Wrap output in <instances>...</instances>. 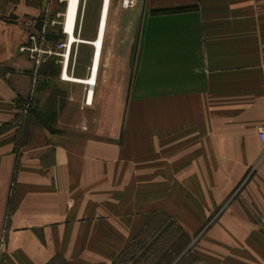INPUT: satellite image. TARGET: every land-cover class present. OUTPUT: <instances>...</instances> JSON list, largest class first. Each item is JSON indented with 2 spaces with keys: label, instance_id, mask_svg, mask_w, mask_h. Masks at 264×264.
Segmentation results:
<instances>
[{
  "label": "crops",
  "instance_id": "1",
  "mask_svg": "<svg viewBox=\"0 0 264 264\" xmlns=\"http://www.w3.org/2000/svg\"><path fill=\"white\" fill-rule=\"evenodd\" d=\"M43 2L0 17L2 264H118L156 215L172 245L204 228L195 264H264V0H142L130 77L112 51L86 105L124 100L123 124L34 122L15 153L37 84L22 20Z\"/></svg>",
  "mask_w": 264,
  "mask_h": 264
},
{
  "label": "rangeland",
  "instance_id": "2",
  "mask_svg": "<svg viewBox=\"0 0 264 264\" xmlns=\"http://www.w3.org/2000/svg\"><path fill=\"white\" fill-rule=\"evenodd\" d=\"M131 1H133L132 6L124 7V0H111L98 78H101L103 73L107 71L113 52L116 60L130 67L129 69L126 68V79L131 75L144 11L142 0ZM18 2L19 0H6V4L0 5L2 8L0 9V17L13 21L15 18L10 13ZM43 3V0H26L28 6H33L41 12ZM101 4L102 0H80L77 19L78 27H80L79 38L86 41L95 39ZM64 12V4L61 5L56 2L52 8V14H41L38 18L22 20V23L29 34L37 37L40 35V31L45 28L46 33L42 43L53 50L64 40L60 26ZM28 22H33L34 26L32 28L27 27L26 23ZM92 57L93 48L90 45L75 44L73 47L72 76L84 78L86 71L88 72V68L91 67ZM58 60L57 57H50L47 63L37 71L36 88L33 93L32 89L30 90L29 96L24 100L23 115L16 119V123L21 128L18 136L19 145L25 140L24 131H28L34 122H39L48 129L54 130L57 123L62 119L66 124H81L88 128L89 133L95 134L97 132L104 137L110 135L111 125L116 120H119V124H123L124 100L120 101V108L114 101H101L100 99L87 108L85 104L86 87L81 84L63 82L60 79L61 69ZM116 111H119V114H116ZM97 128L98 131H95ZM203 231L204 228L192 238L184 236L178 245H172L171 241L174 240L175 235L179 234V230L171 224L167 217L156 215L152 226L142 233L137 242L119 259L118 264H173L176 260L177 264H195L191 251L198 244ZM149 238L153 240L151 241ZM5 247V240L2 239L0 241V264L3 262ZM180 255L182 257L178 258Z\"/></svg>",
  "mask_w": 264,
  "mask_h": 264
},
{
  "label": "built area",
  "instance_id": "3",
  "mask_svg": "<svg viewBox=\"0 0 264 264\" xmlns=\"http://www.w3.org/2000/svg\"><path fill=\"white\" fill-rule=\"evenodd\" d=\"M47 1L49 2L51 0H47ZM58 1L61 5L64 4L65 6V12L64 14H62L63 21L60 23L61 33L64 36V40L60 42L53 50H51L48 45L44 46V43H42L44 41V36L46 33L45 28H43L40 31V35L38 37L33 34H30L29 44L21 47L20 52L27 54L29 60L34 64L36 72L47 63L50 57L54 56V57L59 58L58 63L60 64V69H61L60 79L63 82H67L65 81V76L66 75L72 76L71 71L73 70V66H72L73 47L75 44H78V43H73L70 41V37H71L70 35L74 34L75 36L79 38L80 27H78L77 19H78L79 9H80V0H77L79 4L78 13H77V17L73 21L70 33L66 31V25H65V21H66L65 13L67 12V3L69 0H58ZM123 3H124V7H129L133 5V1L131 0H124ZM26 26L32 28L34 26V23L28 22L26 23ZM99 63L98 65H96L95 68L94 66L90 67L91 77L93 76V74L95 75V78L97 77ZM262 81H263V86H264V68H262ZM92 87L94 88L95 86H92ZM89 98H90V91L87 90V98H86V103H85L86 105H91L92 103V100L89 101ZM258 136H259V140L261 144L264 147V123L259 128Z\"/></svg>",
  "mask_w": 264,
  "mask_h": 264
},
{
  "label": "bare ground",
  "instance_id": "4",
  "mask_svg": "<svg viewBox=\"0 0 264 264\" xmlns=\"http://www.w3.org/2000/svg\"><path fill=\"white\" fill-rule=\"evenodd\" d=\"M110 3H111V0H102L100 12H99L96 37L93 41L83 40L81 38H78L74 34L70 35L71 36L70 37L71 42L90 45L93 48V57H92L91 66H94V68L96 67V65H98V63L101 59V55H102L103 42H104V37H105V33H106L107 19H108V15H109ZM78 8H79V4H78L77 0H69L68 1L67 12L65 14V19H66L65 25H66V31L68 33L71 32V26L73 24V21L77 17ZM90 72H91V68H90ZM65 81L70 82V83H74V84H81V85L88 86L89 91H90L89 101L92 100V97H93V90H92L93 87L92 86H95V84H96L95 83L96 78H95L94 74L92 77L90 75V77L87 79L76 78L74 76L66 75Z\"/></svg>",
  "mask_w": 264,
  "mask_h": 264
},
{
  "label": "trees",
  "instance_id": "5",
  "mask_svg": "<svg viewBox=\"0 0 264 264\" xmlns=\"http://www.w3.org/2000/svg\"><path fill=\"white\" fill-rule=\"evenodd\" d=\"M4 4H6V0H0V5H4ZM0 9H2V8H0ZM2 13H4V10H2ZM24 133H25V136H24L25 140H24V142L21 145H18V141H17V145L15 146V153H18L20 146H25L26 145V140H27V137H28V131H24Z\"/></svg>",
  "mask_w": 264,
  "mask_h": 264
}]
</instances>
